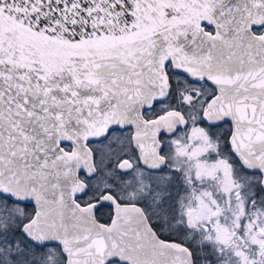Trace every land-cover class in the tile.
<instances>
[{
    "label": "snow or ice",
    "instance_id": "snow-or-ice-1",
    "mask_svg": "<svg viewBox=\"0 0 264 264\" xmlns=\"http://www.w3.org/2000/svg\"><path fill=\"white\" fill-rule=\"evenodd\" d=\"M0 264H264V0H0Z\"/></svg>",
    "mask_w": 264,
    "mask_h": 264
}]
</instances>
